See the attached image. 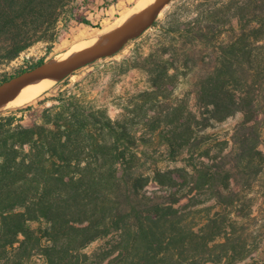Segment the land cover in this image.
Here are the masks:
<instances>
[{"label": "rangeland", "instance_id": "rangeland-1", "mask_svg": "<svg viewBox=\"0 0 264 264\" xmlns=\"http://www.w3.org/2000/svg\"><path fill=\"white\" fill-rule=\"evenodd\" d=\"M137 1L96 0L87 4L83 10L91 23L73 20L50 52L48 42L38 41L16 59L1 64L0 77L27 66L26 60L33 63L42 57L50 60L64 54L74 43L97 35ZM249 1L171 0L142 35L128 41L117 53L59 79V83L26 103L34 104L24 119L25 124H31L44 109L59 103L54 99L40 103V99L68 90V94L81 97L88 111L102 110L119 122L121 128L125 126V136L119 144L125 160L118 163L120 174L128 176L126 165L135 177H145L147 182L140 195L153 203H174L179 220L196 231L198 245L190 246L182 241L171 245L180 253L176 264H188L194 254L199 258L197 264H228L227 255L233 264H264V120L261 122L260 116L258 124V149L263 154L242 157L233 134L243 113L205 125L204 115L208 110L199 100L201 77L215 71L220 58L225 57L228 44L243 32L245 49L252 53L245 57L240 52L238 58L243 59L244 65L238 72L244 69L248 75L231 87L242 93L256 82L255 76H248L261 68L264 55L261 30H257L261 23L252 20L261 0H253L245 19L238 14ZM209 23L215 24L212 34L216 37L204 44L195 31ZM155 67L160 71L169 67V74L157 80L152 72ZM258 83L252 87L261 102ZM4 110L7 109L0 112ZM202 172H216L219 177L209 184L202 183L199 180ZM193 173L196 175L192 176ZM169 175L180 184L171 186ZM215 190L221 191L220 196H215ZM208 223L212 226L208 227ZM45 226L46 223H32L34 228ZM186 235L189 239L190 234L184 232L180 237ZM161 237L163 241L155 250L165 251L170 239ZM123 249L120 234L110 233L80 250L81 264H107L109 255L123 258L120 252ZM130 253L138 258L142 251L131 247ZM30 262L46 264L45 256L37 253ZM0 264L26 262L18 259L17 250L8 249L0 252Z\"/></svg>", "mask_w": 264, "mask_h": 264}, {"label": "trees", "instance_id": "trees-1", "mask_svg": "<svg viewBox=\"0 0 264 264\" xmlns=\"http://www.w3.org/2000/svg\"><path fill=\"white\" fill-rule=\"evenodd\" d=\"M93 2L96 0H0V65L16 59L38 41L48 42L50 52L73 20L92 22L83 9ZM253 2L241 7L238 13L241 19L249 14ZM252 20L261 23L257 30H261L264 48V0L257 6ZM214 30L215 24L209 23L195 32L206 44L216 37L212 34ZM245 41L243 32L228 44L225 57L220 58L215 71L202 76L199 82V100L208 110L204 115L205 125L243 113L233 134L242 157L263 154L258 149V124L260 116L261 122L264 120L262 52L261 68L248 76H255L256 82L242 80L251 85L242 93L231 87L248 75L244 69L243 74L238 72L244 65L243 59L238 58L240 52L245 57L252 53L245 49ZM47 60V57L33 63L26 60L27 66L14 74L3 75L0 83ZM169 67L162 71L155 67L152 71L155 78L163 80L169 74ZM256 83L261 86V102L252 87ZM51 99L59 103L44 109L31 124H25L24 119L26 111L34 108L33 103L0 112L1 254L15 249L18 259L25 260L26 264H35L30 258L37 253L45 256L46 264H81V249L116 232L124 245L120 251L124 257L109 255L107 264L178 263L180 253L171 245L177 241L198 245L196 231L179 220L174 203H153L152 199L140 195V189L147 182L145 177H135L126 165L128 176L120 174L118 163L125 160L119 144L125 136V126L121 128L119 122L102 110L97 112L103 118L96 111H88L81 97L68 94V90L39 102ZM186 134L182 136L185 138ZM174 144L170 139V145L174 147ZM169 176L171 186L180 184ZM218 177L216 172H202L199 180L209 184ZM220 193V190L214 192L216 197ZM33 222L46 223V226L34 228ZM182 232L190 234L189 239L187 235L180 237ZM161 236L170 239L165 251L155 250L163 241ZM131 247L141 250V256L132 255ZM230 258L227 255V262L233 264ZM198 261V255L194 254L188 264Z\"/></svg>", "mask_w": 264, "mask_h": 264}, {"label": "water", "instance_id": "water-1", "mask_svg": "<svg viewBox=\"0 0 264 264\" xmlns=\"http://www.w3.org/2000/svg\"><path fill=\"white\" fill-rule=\"evenodd\" d=\"M171 0H159L150 5L112 32L110 40L95 50H86L51 63L45 61L0 83V97L5 92L22 88L33 77H56L63 79L76 70L98 59L117 53L130 40L139 37L159 16Z\"/></svg>", "mask_w": 264, "mask_h": 264}, {"label": "bare ground", "instance_id": "bare-ground-1", "mask_svg": "<svg viewBox=\"0 0 264 264\" xmlns=\"http://www.w3.org/2000/svg\"><path fill=\"white\" fill-rule=\"evenodd\" d=\"M158 1L159 0H138L129 11L119 16L113 23L105 26L97 35L74 43L64 54L55 55L50 59V62L53 63L79 52L94 50L95 48L101 47L110 40L112 32L116 28ZM58 80L59 79L56 77H33L22 88L5 92L4 95L0 97V109L21 106L35 100L52 88Z\"/></svg>", "mask_w": 264, "mask_h": 264}]
</instances>
